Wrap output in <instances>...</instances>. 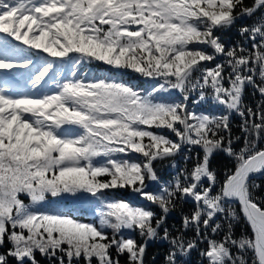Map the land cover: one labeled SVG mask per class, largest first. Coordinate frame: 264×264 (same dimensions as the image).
<instances>
[{"label": "snow or ice", "instance_id": "1", "mask_svg": "<svg viewBox=\"0 0 264 264\" xmlns=\"http://www.w3.org/2000/svg\"><path fill=\"white\" fill-rule=\"evenodd\" d=\"M0 82V264H264V0H0Z\"/></svg>", "mask_w": 264, "mask_h": 264}, {"label": "trees", "instance_id": "2", "mask_svg": "<svg viewBox=\"0 0 264 264\" xmlns=\"http://www.w3.org/2000/svg\"><path fill=\"white\" fill-rule=\"evenodd\" d=\"M247 3L251 4L252 0H247ZM249 21V22H248ZM243 23H247V24H251L252 21L251 20H247ZM234 33V34H233ZM226 34V35H225ZM224 34V39L227 42H234L235 40L239 39L238 35H236V30L233 29L230 31V33H225ZM228 34V35H227ZM229 38H228V37ZM233 37V38H232ZM237 37V38H236ZM236 38V39H235ZM235 39V40H234ZM231 40V41H230ZM233 40V41H232ZM210 51V50H209ZM123 79L125 80H131L134 83L140 85V86H147L146 82L144 80V78L139 77V76H134L131 73H127L125 74L123 77ZM12 84H18V81L16 80H11L9 81ZM0 86H3V82H0ZM181 97L177 95V93H175L172 97L168 98V99H174V100H179ZM260 97L257 94L256 96L252 95V90L249 88L247 90V94H246V102L250 103L253 107H255V102L257 100H259ZM216 111H221L220 109H217ZM232 123H233V129H234V133L239 134L240 133V129L239 127H237V125L240 123L239 117L237 116H233L232 117ZM168 135H171V133H166ZM173 139H175V137H172ZM240 145L238 144L237 147H239ZM260 147L264 148V141H261L260 143ZM187 153V149L185 150ZM200 149L195 148L193 149L192 155L194 156L196 152H199ZM178 163H180L181 165L183 164V157L180 161H178ZM189 167L192 166V161H189L188 164ZM231 166V162L229 161V159L227 157L224 156H220L217 157L216 160L214 161L213 167H215L216 169H218L220 171V179L221 181L223 180V170L225 169V167ZM162 175L164 176V178H168L169 176V172L167 169L164 170V172L162 173ZM260 183L262 185V187H264V177L260 178ZM121 193L124 197H128L129 194H131L128 191H121L120 193H118V195H120ZM258 196H260L261 198H264V191H261L259 193H257ZM27 199V198H26ZM51 199V198H50ZM47 207L50 208H58L61 209L65 212H69V213H73L75 215L76 218L84 221V222H92L93 219H95V222H97L99 220V212L102 210L98 205H92L86 202H80V201H76V200H58L55 203H51L49 205H47ZM94 208L95 212L90 209ZM236 209L239 212V204H236ZM157 212H159V209L155 210ZM174 218L173 219H169V225L171 226V222L177 223L178 225L180 224V219H179V214H173ZM98 223V222H97ZM242 234H247V235H251V230L248 226V224L246 223L244 217L242 214H240V219L237 223L234 224V235L236 237H240ZM191 235V233H190ZM139 239V237H137ZM219 238V237H217ZM158 247H160V249H157ZM168 248L167 246L164 245H157L155 244L154 246H151V248H149V251H152L151 254H164L166 252L165 249ZM233 251L235 252V249H233ZM248 260H249V264H251V253H248Z\"/></svg>", "mask_w": 264, "mask_h": 264}, {"label": "flooded vegetation", "instance_id": "3", "mask_svg": "<svg viewBox=\"0 0 264 264\" xmlns=\"http://www.w3.org/2000/svg\"><path fill=\"white\" fill-rule=\"evenodd\" d=\"M157 245H161V243H156ZM166 244V243H164ZM157 249H160V247H158ZM155 256L156 259L153 260L152 257ZM199 259L198 255L196 253H193L192 254V257H191V261H192V264H196L197 260ZM164 254H149L147 256V264H164Z\"/></svg>", "mask_w": 264, "mask_h": 264}, {"label": "rangeland", "instance_id": "4", "mask_svg": "<svg viewBox=\"0 0 264 264\" xmlns=\"http://www.w3.org/2000/svg\"><path fill=\"white\" fill-rule=\"evenodd\" d=\"M177 95H178V94H177ZM178 96H180V95H178ZM185 150H186V149H185ZM185 153H186V151H185ZM182 157H183V155L180 156V157H177V161H180V160L182 159ZM122 194H124V193H121V194L118 195V196L123 197V198H126V197H124ZM127 198H130V199H131V202H133V200H134V201H139L140 199H142V198L137 197V196H132L131 194H129V196H128ZM26 201H27V199H26ZM135 204L138 205V206H140V204H137V202H136ZM90 209H92V210L95 212V209H94V208H91V207H90ZM154 210H155V209H154ZM173 218H174L173 215L169 217V219H173ZM97 222H99V220H98ZM168 222H169V221H168ZM171 224H172V225L175 224L176 226H179L177 223H174V222H171ZM154 244H155V243H153V245H154ZM153 245H152V246H153ZM150 248H151V247H150ZM165 250L167 251V249H165ZM151 252H152V251H149V249H148V254H147V256H148L149 254H151ZM164 254H165V253H164ZM38 259H41V264H48V262H47L46 260L40 258L39 255H38ZM163 261H164V260H163Z\"/></svg>", "mask_w": 264, "mask_h": 264}, {"label": "water", "instance_id": "5", "mask_svg": "<svg viewBox=\"0 0 264 264\" xmlns=\"http://www.w3.org/2000/svg\"><path fill=\"white\" fill-rule=\"evenodd\" d=\"M149 190H153V189L150 188ZM131 195H132V194H131ZM132 196H136V195H132ZM137 197H139V196H137ZM136 202H137V204H140V206H150V205H148L147 202L144 201L143 199H140L139 201H134V200H133L132 203L135 204ZM155 210H157V209H155ZM152 245H153V243H150L149 248H150Z\"/></svg>", "mask_w": 264, "mask_h": 264}, {"label": "bare ground", "instance_id": "6", "mask_svg": "<svg viewBox=\"0 0 264 264\" xmlns=\"http://www.w3.org/2000/svg\"><path fill=\"white\" fill-rule=\"evenodd\" d=\"M245 21H247V20H245ZM245 21H243V22H245ZM248 22H249V21H248ZM246 24H247V23H246ZM229 33H230V32H229ZM233 34H234V33H233ZM225 35H226V34H225ZM227 35H228V34H227ZM236 35H237V34H236ZM227 37H228V36H227ZM228 38H229V37H228ZM232 38H233V37H232ZM236 38H237V37H236ZM236 38H235V39H236ZM238 38H239V37H238ZM235 39H234V40H235ZM230 41H231V40H230ZM232 41H233V40H232ZM177 94L179 95V93H177ZM155 244H156V243H155ZM155 244H154V245H155ZM154 245H153V246H154ZM161 245L167 246V244H164V243H161Z\"/></svg>", "mask_w": 264, "mask_h": 264}]
</instances>
